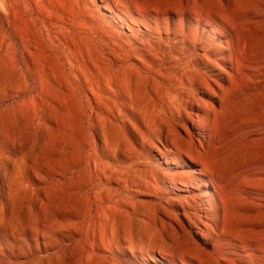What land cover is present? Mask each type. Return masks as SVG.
Here are the masks:
<instances>
[{
    "label": "rangeland",
    "instance_id": "rangeland-1",
    "mask_svg": "<svg viewBox=\"0 0 264 264\" xmlns=\"http://www.w3.org/2000/svg\"><path fill=\"white\" fill-rule=\"evenodd\" d=\"M128 1L0 0V264H264V0Z\"/></svg>",
    "mask_w": 264,
    "mask_h": 264
},
{
    "label": "bare ground",
    "instance_id": "bare-ground-1",
    "mask_svg": "<svg viewBox=\"0 0 264 264\" xmlns=\"http://www.w3.org/2000/svg\"><path fill=\"white\" fill-rule=\"evenodd\" d=\"M118 2V1H117ZM120 4L124 7V8H129V10H131L132 9V6L130 5V4H133V5H135L134 4V2L133 1H128V0H120ZM136 7V9L138 10H144L145 8H143V7H141L140 8V6H135ZM129 17H131L130 15H129ZM133 21V20H132ZM134 22V21H133ZM189 136V138L191 139L190 141H188L187 140V138H185V137H183V135L181 136L180 135V140H181V142H186L187 143V151L185 152L186 154V157L188 158V160L190 161V162H193V163H195V164H197V165H201V168L200 169H192V171H191V173L190 174H192V175H198V174H212V171L210 170V168L207 166V163L205 162V160H204V152L202 151V148H203V144H199L198 143V140L197 141H195L191 136V134L190 135H188ZM203 139V138H202ZM173 147H175V145L173 144ZM173 147H171V145H170V147L168 148V147H165L164 148V151H162V154L164 155V156H166L167 157V155H173L174 154V150H173ZM184 154V153H183ZM177 155V154H176ZM192 166V165H191ZM186 176H187V174H185ZM216 180L217 179H210V180H203V181H201V184L203 185V186H208V185H212V186H214L216 189H214V190H216V192L218 193V190H217V186H218V184L216 183ZM205 189H206V187H205ZM209 194L207 193V194H205V196L207 197ZM214 196H215V194H214ZM205 221V220H204Z\"/></svg>",
    "mask_w": 264,
    "mask_h": 264
}]
</instances>
